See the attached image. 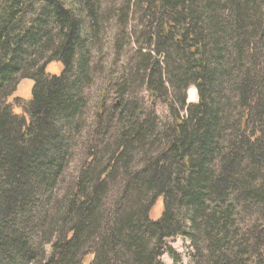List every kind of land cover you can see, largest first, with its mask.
I'll list each match as a JSON object with an SVG mask.
<instances>
[{"label": "trees", "instance_id": "trees-1", "mask_svg": "<svg viewBox=\"0 0 264 264\" xmlns=\"http://www.w3.org/2000/svg\"><path fill=\"white\" fill-rule=\"evenodd\" d=\"M138 1L139 59H115L105 85L116 100L101 96L96 139L60 190L99 3L0 0V264H165L166 239L180 235L192 264H264V47L255 59L259 43L241 25L253 28L264 12L250 19L236 0ZM40 61L41 76L30 75ZM18 77L33 81L28 100L8 99ZM191 85L195 103L186 102ZM111 180L120 186L108 201Z\"/></svg>", "mask_w": 264, "mask_h": 264}, {"label": "rangeland", "instance_id": "rangeland-1", "mask_svg": "<svg viewBox=\"0 0 264 264\" xmlns=\"http://www.w3.org/2000/svg\"><path fill=\"white\" fill-rule=\"evenodd\" d=\"M78 3L79 0H73ZM221 4L225 3L226 0H218ZM243 1L246 4V9L248 10L247 16L253 19L255 15H258V11L264 12V0H236ZM99 7L96 13H98L100 20L97 22L101 23L95 32L98 44L94 48L92 54L90 55V74L87 81L84 84L82 91V112L81 118L77 125V133L75 138V144L72 147V152L67 158L66 165L64 166L65 175L60 179L55 186L60 190L67 189L72 181V178L76 170L80 169L85 158L88 156L89 143L96 139V128L94 124V119L96 117V110L99 104V100L102 95H105L109 102H113L116 99L115 90L116 86H106V78L110 72L117 70V62L130 61L131 65H135L139 57L135 53V46H139L143 43V19H142V9L144 4L137 0H98ZM97 3V4H98ZM80 4V3H79ZM241 7L243 4L239 3ZM85 9V7H82ZM87 8V7H86ZM251 10V14L249 13ZM84 14L86 10H83ZM259 17V16H258ZM96 22V23H97ZM126 23L123 29L121 25ZM103 24V28L100 26ZM241 25L249 27L252 35H255L252 40L258 42L259 44L255 47V59L261 58L258 52L260 46L264 47V17L261 21L257 22L254 27H250L249 22H244L242 20ZM101 27V28H100ZM100 28V29H99ZM116 44V45H115ZM134 44V45H132ZM115 45V46H114ZM264 50V48H262ZM47 52L45 56H48ZM92 59V62H91ZM111 61L112 70H108L106 67V61ZM45 61V60H44ZM40 61L34 66L29 67L30 75H37V66L44 63ZM97 66L99 68H104V72H98ZM47 72L51 74L58 75L62 66L58 62H51L46 67ZM118 72H114V76ZM33 81L26 78L18 77L16 81L13 82L12 86L15 88L12 95L8 99L21 98L23 100L30 99L31 88ZM12 88V87H11ZM133 98H140V91L137 94L132 95ZM140 100V99H139ZM198 101V93L195 86L191 85L186 90V102L195 103ZM142 104L141 100L138 103ZM157 113L160 116L161 121H166L168 117V112L164 104H158L156 107ZM19 111V109L17 110ZM109 143V142H108ZM100 150L104 153L98 158V162L104 163L106 158H108V152H104L103 145H98ZM101 152V153H102ZM120 186L119 180H111L110 187L111 193H109L108 201L112 197L116 196ZM58 190V192L60 191ZM163 208L162 200L159 198L157 203L151 209V217L156 219L161 215ZM166 243L170 248V252H165L161 256V260L165 264H192L193 260V245L188 237L184 235L176 236L173 238L166 239ZM47 253L50 250V246L45 247Z\"/></svg>", "mask_w": 264, "mask_h": 264}]
</instances>
